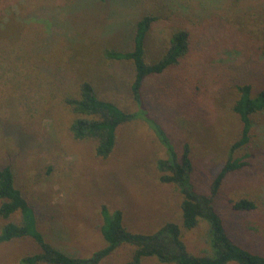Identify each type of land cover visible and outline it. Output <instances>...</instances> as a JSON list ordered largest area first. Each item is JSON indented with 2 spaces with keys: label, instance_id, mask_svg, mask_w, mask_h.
Listing matches in <instances>:
<instances>
[{
  "label": "rangeland",
  "instance_id": "374dc122",
  "mask_svg": "<svg viewBox=\"0 0 264 264\" xmlns=\"http://www.w3.org/2000/svg\"><path fill=\"white\" fill-rule=\"evenodd\" d=\"M147 13L156 16L144 40L148 63L179 29L188 47L179 63L145 80L143 106L177 152L187 144L191 183L209 193L242 127L232 110L236 85L250 83L253 93L264 88V0H0V166L11 165L45 240L71 255L105 245L102 206L121 210L131 232L175 222L189 253L210 252L205 221L181 225V193L159 178L157 161L166 152L147 122L120 124L104 158L94 154L93 141L75 139L69 129L74 114L65 97L83 81L124 111L137 108L131 60L104 51L130 50L135 23ZM250 119L247 143L232 153L246 164L225 178L213 202L228 234L264 254V110ZM240 198L254 208L233 209ZM15 219L0 217V228ZM37 250L27 235L0 242V264H18ZM131 252L120 244L97 264H123ZM140 264L173 263L148 256Z\"/></svg>",
  "mask_w": 264,
  "mask_h": 264
},
{
  "label": "trees",
  "instance_id": "16d2710c",
  "mask_svg": "<svg viewBox=\"0 0 264 264\" xmlns=\"http://www.w3.org/2000/svg\"><path fill=\"white\" fill-rule=\"evenodd\" d=\"M155 20L156 16L149 13L138 18L133 29L130 50L104 51L107 58L131 60L134 76L130 91L137 108L131 112L124 111L114 102L99 98L91 84L83 81L75 96L65 97L66 104L74 114L69 129L75 139L93 141L94 154L104 158L114 146L116 129L120 124L136 118L147 122L166 152V157L157 161V167L162 171L159 178L163 182L175 184L181 193V225L185 229H191L200 220L207 223L209 254L189 253L182 240L180 226L175 222L167 221L151 233L131 232L123 226L121 210L108 211L105 206L100 210L103 218L100 233L105 245L87 256L63 252L45 240L38 230L34 209L15 186L13 169L7 163L0 166V217L9 219L16 216V219L8 220L1 226L0 242L27 235L38 245L37 251L21 256L18 264H97L123 243L132 248L129 260L123 264H140L141 260L148 256H153L163 263L173 264H264V254L246 248L228 234L223 218L213 202L225 178L246 164L242 157H233L232 153L249 139L250 116L264 110V88L253 93L250 83L236 85L238 96L232 110L242 123L240 135L230 144L226 160L212 179L209 193L196 191L190 179L192 164L187 144L184 143L177 152L160 124L149 117L142 102L145 80L179 63L188 47L187 33L179 29L170 36L164 54L156 61L148 63L145 60L144 40ZM254 206L247 198H240L232 204L235 210L253 209Z\"/></svg>",
  "mask_w": 264,
  "mask_h": 264
}]
</instances>
